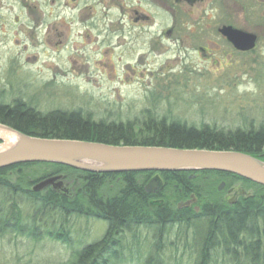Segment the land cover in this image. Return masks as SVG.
<instances>
[{"label": "rangeland", "instance_id": "1", "mask_svg": "<svg viewBox=\"0 0 264 264\" xmlns=\"http://www.w3.org/2000/svg\"><path fill=\"white\" fill-rule=\"evenodd\" d=\"M223 1L222 8L211 0L198 2L196 15L180 32L168 34L170 26L162 23L166 32L157 34V27L147 24L144 38L136 39L117 9L105 13L106 1L0 0V104L20 100L44 114L77 112L91 121L136 128L151 119L224 132L264 129V7L257 0ZM227 21L255 31V49L234 50L217 33ZM44 169L32 167L29 173L39 176ZM73 178L66 179L72 194ZM199 180L205 191L214 182L219 198L230 204L235 203L230 188L237 196L255 190L241 181L224 180L218 189L223 181L213 176ZM167 190L174 206L183 203ZM211 193L206 191L204 199L215 200ZM105 228L101 220L72 215L67 218L70 245L48 237L0 235V264H66L75 249L99 239ZM201 233L175 228L162 239L154 262L190 264ZM123 242L117 264H144L151 234L140 229ZM259 251L264 264V250ZM212 256V264H233L219 251Z\"/></svg>", "mask_w": 264, "mask_h": 264}, {"label": "trees", "instance_id": "2", "mask_svg": "<svg viewBox=\"0 0 264 264\" xmlns=\"http://www.w3.org/2000/svg\"><path fill=\"white\" fill-rule=\"evenodd\" d=\"M0 123L23 134L100 142L110 145L167 146L174 148L234 150L264 161V129L219 131L203 126L186 127L177 121L168 124L148 119L139 128L130 124L91 121L77 112L40 113L20 100L0 104ZM45 169L39 176L29 170ZM62 174L74 184L71 197L52 189L32 192L33 183ZM158 178L159 189L147 193L144 185ZM192 176V177H191ZM213 176L219 181H241L254 187L249 195L235 203L219 198L214 182L208 193L215 200H205V188L199 178ZM183 203L178 208L168 200V190ZM196 209H198L196 211ZM94 218L106 223L103 235L73 251L66 264H117L125 250L126 235L143 229L153 238L144 264H157L154 256L163 250L162 239L175 228L202 231L194 245L190 264H212L213 252H220L233 264H262L264 250V186L238 175L222 171H142L92 173L56 163H21L0 169V235L17 233L35 241L48 237L70 245L67 229L70 216ZM60 219L56 223V220ZM196 232V233H195ZM133 240L136 238H132Z\"/></svg>", "mask_w": 264, "mask_h": 264}, {"label": "water", "instance_id": "3", "mask_svg": "<svg viewBox=\"0 0 264 264\" xmlns=\"http://www.w3.org/2000/svg\"><path fill=\"white\" fill-rule=\"evenodd\" d=\"M219 32L239 51H249L256 44L253 33L223 25ZM11 133L5 144L0 136V169L21 163H56L92 173L142 171H222L264 186V161L251 154L234 150L174 148L167 146L110 145L83 140L42 138L23 134L0 123ZM220 183L218 189H222ZM51 188L70 196V188L58 174L41 179L30 187L32 192ZM159 183L152 178L144 186L156 193ZM185 205V203L183 204Z\"/></svg>", "mask_w": 264, "mask_h": 264}, {"label": "flooded vegetation", "instance_id": "4", "mask_svg": "<svg viewBox=\"0 0 264 264\" xmlns=\"http://www.w3.org/2000/svg\"><path fill=\"white\" fill-rule=\"evenodd\" d=\"M52 1L54 0H51V2ZM99 1L103 3L104 1H106L108 3L107 11L105 12L106 14L109 10H112L111 8H114L113 13L115 14L117 9V11L122 14L121 19H125L126 22L131 26V29L133 31L132 37H135L136 39H143L144 35L147 32L146 28H148L149 24L155 25L157 27L158 29L157 34L158 33L164 34L166 32V25L163 27L162 23H166L168 24V26H170L167 29L168 34H170L172 31L180 32L182 25L189 23L191 17L196 15L197 3L204 0H99ZM262 1L263 2L257 0L259 5L264 7V0ZM211 3L217 6L218 8H222L224 6L223 0H211ZM252 5L254 6V4ZM250 14H252V12H249V15ZM158 23H161V25L158 26ZM223 25H230L234 28H238L247 31L249 33H253L256 36V44H257L259 35L255 31L243 27H237L231 24L229 21L223 23L217 28V33L226 42H227L226 38L222 36L221 33L219 32V28ZM196 32H197V28L194 31V33ZM227 43L234 50H236L229 42ZM255 46L253 49H255ZM236 51L244 53V51H239V50ZM64 182L67 184L66 180H64ZM229 191H230L229 193H231L233 196L232 200L236 202V200H238L240 195L237 196V194L234 193V187L230 188ZM194 202L195 199L190 198L185 202V205H178V207L191 206ZM197 210L198 209H196V211Z\"/></svg>", "mask_w": 264, "mask_h": 264}, {"label": "bare ground", "instance_id": "5", "mask_svg": "<svg viewBox=\"0 0 264 264\" xmlns=\"http://www.w3.org/2000/svg\"><path fill=\"white\" fill-rule=\"evenodd\" d=\"M0 136L4 139L5 144L9 143L11 140V133L4 128H0Z\"/></svg>", "mask_w": 264, "mask_h": 264}]
</instances>
